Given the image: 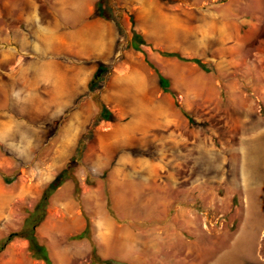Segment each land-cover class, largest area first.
<instances>
[{"label":"rangeland","instance_id":"obj_1","mask_svg":"<svg viewBox=\"0 0 264 264\" xmlns=\"http://www.w3.org/2000/svg\"><path fill=\"white\" fill-rule=\"evenodd\" d=\"M54 2L0 0V238L75 158L36 227L52 264H264V0H159L179 21L171 46L129 0H112L115 50L90 76L106 66L96 92L111 114L91 130L89 83L75 104L88 101L87 124L58 113L52 83L33 81L34 28ZM151 14L152 31L172 26ZM27 246L13 239L0 264H46Z\"/></svg>","mask_w":264,"mask_h":264},{"label":"crops","instance_id":"obj_2","mask_svg":"<svg viewBox=\"0 0 264 264\" xmlns=\"http://www.w3.org/2000/svg\"><path fill=\"white\" fill-rule=\"evenodd\" d=\"M52 9L47 12L46 22L34 28L33 52L40 54L39 63L33 64V81L52 83V91L57 103L58 113L77 116L83 114L82 122L90 121L89 113L80 112L88 105V101L77 103L78 97L85 92L90 82L91 72L95 64L91 61H106L111 58L118 39L116 24L109 19L94 14L96 0H54ZM134 9L135 19L139 20L146 32L157 39L160 44L171 46L178 40L180 30L176 16L159 9V0H129ZM154 6V7H153ZM153 11L152 18H163L172 26L153 29L142 22L143 14ZM36 18L37 14L34 15ZM153 27V23L149 22ZM27 45V43H26ZM39 48H36V47ZM38 57V56H37ZM39 58V57H38ZM41 77V78H39ZM39 78V79H37ZM146 99L150 94L143 88ZM52 95V96H53ZM149 99V100H150ZM149 107V106H148ZM78 109L76 112L70 109ZM61 110V111H60ZM74 113V114H71ZM146 116V115H145ZM139 119V118H138ZM136 119L137 121H139ZM141 121V120H140ZM146 122V121H145ZM139 123V122H138ZM65 131H73V141L77 139L79 127L74 123ZM80 135V134H79ZM66 146L76 145L74 142L64 143Z\"/></svg>","mask_w":264,"mask_h":264},{"label":"trees","instance_id":"obj_3","mask_svg":"<svg viewBox=\"0 0 264 264\" xmlns=\"http://www.w3.org/2000/svg\"><path fill=\"white\" fill-rule=\"evenodd\" d=\"M114 9V4L112 0H96L94 3V14L96 16H101L106 19H112L110 15L106 13V10L110 11L111 14L115 13L113 11ZM116 14V13H115ZM122 15H115V20L121 25V19ZM140 35L135 33L133 34V41L134 39L139 38ZM133 45L137 48L140 49L139 46L135 43ZM141 50V49H140ZM177 56L180 60L183 61H191V62H196L199 64L201 67H204V65L201 63V61L197 58H189V57H184L180 56L178 54H173ZM106 66L104 64H100L96 72L94 73V76L89 82V91L93 93L94 100L99 108V112L95 117L94 122H92L88 126V130H91L92 127L96 124V122L100 119H109L111 112L105 107V105L99 100L98 98V92L97 89L100 88L102 85V80L101 79V74L105 71ZM163 80V77L160 78V81ZM85 137V134L83 135ZM77 164L76 159L72 158L70 162L67 164V166L62 170L52 181H50L43 189L38 201L34 205V208L28 216L25 219L24 225L21 229L12 231L6 236L0 238V252L5 248V246L11 242L15 238H23L26 239L28 242V251L30 252L31 256L35 259H41L43 260L46 264H52V259L49 255V250L46 244L40 241V238L38 234L36 233V227L43 221L45 215H46V210L49 204V200L51 198V195L53 192L61 185V183L72 177V167H75ZM75 191H79V185L78 181L75 180ZM86 230H83L79 234L75 235V238H83L85 235ZM94 253V262H102V260L96 255L95 249H93ZM105 263L110 264L112 261L105 260Z\"/></svg>","mask_w":264,"mask_h":264},{"label":"bare ground","instance_id":"obj_4","mask_svg":"<svg viewBox=\"0 0 264 264\" xmlns=\"http://www.w3.org/2000/svg\"><path fill=\"white\" fill-rule=\"evenodd\" d=\"M119 99V101L122 99V96L120 97V98H118Z\"/></svg>","mask_w":264,"mask_h":264}]
</instances>
